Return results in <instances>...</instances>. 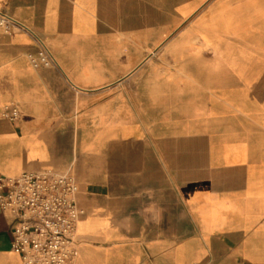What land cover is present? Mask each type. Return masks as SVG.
I'll list each match as a JSON object with an SVG mask.
<instances>
[{
  "label": "crops",
  "instance_id": "crops-1",
  "mask_svg": "<svg viewBox=\"0 0 264 264\" xmlns=\"http://www.w3.org/2000/svg\"><path fill=\"white\" fill-rule=\"evenodd\" d=\"M0 11L21 25L0 28V178H74L72 264H264V0ZM38 40L54 66L30 63ZM11 224L0 264H22Z\"/></svg>",
  "mask_w": 264,
  "mask_h": 264
},
{
  "label": "built area",
  "instance_id": "built-area-1",
  "mask_svg": "<svg viewBox=\"0 0 264 264\" xmlns=\"http://www.w3.org/2000/svg\"><path fill=\"white\" fill-rule=\"evenodd\" d=\"M14 26L21 27L0 11V28L9 32ZM38 41V49L27 54L30 63L33 67L54 66L53 55ZM2 115L16 120L20 110L9 103ZM75 193L74 178L52 169L0 178V209L11 217L10 246L22 264H72L78 255L77 221L82 212Z\"/></svg>",
  "mask_w": 264,
  "mask_h": 264
}]
</instances>
